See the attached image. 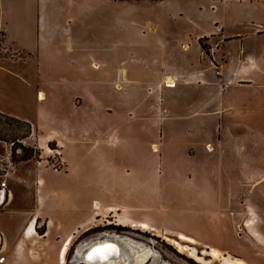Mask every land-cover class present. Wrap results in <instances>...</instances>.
<instances>
[{
  "label": "rangeland",
  "instance_id": "374dc122",
  "mask_svg": "<svg viewBox=\"0 0 264 264\" xmlns=\"http://www.w3.org/2000/svg\"><path fill=\"white\" fill-rule=\"evenodd\" d=\"M2 1L7 7L16 0ZM33 1L30 17L45 24L38 49L25 53L0 40V66L20 76L17 92L27 90L15 101L11 89L0 109V185L11 199L0 206V227L7 237L17 236L11 216L28 210L50 218L51 240L59 227L68 235V227L86 221L68 264L82 263L74 250L114 232L105 230L113 221L150 224L148 232H136L153 256L144 264H200L188 258L191 252L224 264L203 254L211 247L264 264V92L246 88L237 102L233 86L224 92L208 67L198 70L195 51L189 54L194 65L180 71H190V79L173 88L168 78L160 82L180 67L170 65L172 56L184 64L180 50L168 46L181 33L204 31L214 20L225 33H249L264 29V16L230 0ZM199 41V62L221 72L223 40L204 35ZM152 157L167 159L164 178L156 165V181L134 184L132 172L146 171ZM65 215L70 226L63 229ZM39 224L44 233L47 220ZM88 227L94 228L79 236ZM182 232L196 243L182 241L188 251L178 254L170 242ZM43 240L45 249L49 240ZM24 242L16 254L10 242L0 264H59L57 255L36 256ZM122 243L133 264L135 253Z\"/></svg>",
  "mask_w": 264,
  "mask_h": 264
},
{
  "label": "crops",
  "instance_id": "0c3cea01",
  "mask_svg": "<svg viewBox=\"0 0 264 264\" xmlns=\"http://www.w3.org/2000/svg\"><path fill=\"white\" fill-rule=\"evenodd\" d=\"M230 1L231 4H235V6H238L237 8L242 9V11L243 9L247 11V6L253 5L255 6V8H253L255 10L254 14L259 15L260 13L264 16V0H252V3L248 5L247 0ZM33 2V0H16L12 4L10 2L7 3V7H4L3 1L0 0V40L2 38L3 41H1L7 46L25 53H33L36 48L38 49L39 45L37 43L39 42L41 36V29H44L45 25L44 22L42 24L40 23L39 16H36L34 21L30 17V10ZM221 5L224 6L223 3ZM15 18H17L16 21H14ZM214 24H216L215 27H213ZM211 25V28L196 33H193L192 31L188 32L187 30L181 33L180 36L176 37L175 41L169 43L168 46H172L173 50H180L184 58V64L182 65L181 62H177V58L175 59L172 56L170 58V65L175 63L176 67L178 64L180 67H177L175 72H165L164 76L161 77L160 82L162 83L164 78H168L169 80H166L169 84L168 86L173 88L174 86H177L174 83H181L185 79H190V71L187 70L182 73H180V71L185 69V66H189L190 62V65H194L193 59L190 58L189 54H191L192 51H195L196 56H198V58H196L198 70H201L203 65L204 67H208V69L211 70L212 74L215 76V81L218 85H221L224 92L233 91L230 89V87L233 86L235 89L233 92L236 93L235 100L237 102H239V99L244 98L246 88L249 90L250 87H254L255 94L260 96V93L264 92V29L260 28L249 33H247V31H235L228 34L225 33L224 29H221L218 23H216V20L212 21ZM151 29L152 31L156 32L157 25H152ZM218 29L221 30L219 31ZM204 35H215L224 42L222 47H220V50L217 52V59L223 63L220 73H217L216 70L211 68L207 60L202 59L201 62L198 60L201 49V43L199 40L200 37ZM172 49L170 50L173 51ZM95 65L98 66V64ZM6 68L7 67L0 66L1 110H4L3 108L4 105H6L8 93H10L11 89L16 91L14 98V100L16 99L15 101L24 98L27 92V90H24L25 94L22 92H17V87H20V83H22L21 81L18 82V78L20 76L17 75V72L14 70ZM14 74L18 77H16ZM196 83L199 85L202 84L201 82ZM41 94L42 98H44L45 93H42V91H38V98H40ZM232 106L234 107L235 105L231 104L230 107ZM11 115L20 116L19 114L14 113ZM134 175L135 173L132 174V176ZM225 178L227 177L224 176L222 179L224 180ZM145 179L148 181H156L158 178L156 177L155 173H153L152 176H136L133 178L134 181H143ZM26 218L28 219L29 216H26ZM26 220L22 221L19 225H22L23 222H26ZM70 235L69 238L71 237ZM27 236H33L32 232L29 231ZM24 240L27 241L28 244H31L27 238L19 239L18 235L16 236V239L12 241L10 238H8V243L11 242V245H13L14 254L20 251L23 244L22 241ZM67 241L68 238L64 241L60 248L58 257L59 264H67V257L65 254L63 255V252L61 251L62 247H69L66 245ZM33 250H35V248H33ZM34 255L39 256L38 253H34Z\"/></svg>",
  "mask_w": 264,
  "mask_h": 264
},
{
  "label": "flooded vegetation",
  "instance_id": "af4514ba",
  "mask_svg": "<svg viewBox=\"0 0 264 264\" xmlns=\"http://www.w3.org/2000/svg\"><path fill=\"white\" fill-rule=\"evenodd\" d=\"M152 158H153V160H150L149 162L144 164L145 168H147L146 171H142V173L135 171V172H132V174L135 173V175H137V176H145V177H147L149 175L152 176L153 173H155V175H156V165H159V166H162V168H163V173L161 174L160 177L164 178V175H165L164 171H165V167L167 165V162H166L167 159L165 160L164 158H161V157H158V158L152 157ZM150 163H152V167L149 166ZM140 181H142V180H140ZM143 181H148V180L145 179ZM133 182H134V184L136 183L135 181H133ZM10 201H11V199H10L8 191L6 190V184L0 185V206L7 204ZM27 213H28V210H24V212H22V214L25 217L28 216ZM22 214H20L19 217H17V215L14 214L10 218V222L14 223L15 226H18L17 228H15V230H16V233H17L19 239H22V238L26 239L27 238V240H29L31 242V244H30V246L32 248L31 252L34 251V253H38V254L47 253V255L52 254L53 256L57 255L59 257L60 248H61L62 244L64 243L65 239L67 238V236L70 235V233L68 235H64L63 233H61L60 227L58 228V230L56 228V230H57L56 231V238L51 240L50 234L49 235H46V234L48 232L53 234L52 230H54L55 228L50 226V224L52 222H51L49 217H42V216H39V215L33 213V215H30L28 219L27 218L23 219ZM65 217H67V215L64 216L65 222H64V224H62L63 229L70 226L69 221H67V218L65 219ZM41 218L46 219L47 223H48V228H46L44 233L40 232V229L42 227V226H39L40 225L39 223L41 222ZM89 218H90V216L88 217V219ZM25 220H26V222H23L22 225H19V224H21L22 221H25ZM56 223H55V225H56ZM85 223H86V221L84 220L83 222H81L77 226L68 227V228H72V234L71 235H75V240L73 242V245L70 248L71 251L73 250V247L75 246V243L77 240L76 236L81 231V229H80V228H82L81 226L84 225ZM94 227L97 228L96 225ZM94 227H88V228L84 229L79 236L86 234L87 232L91 231ZM106 227L107 228L105 230H114V232L109 231L108 232L109 234L99 236L98 238H94V239L90 240L89 242L85 241V243L81 245V247H83L82 249H84V251H85V256L92 250L93 246L101 239L104 241H108V239H109L108 242H112L115 244L118 243L119 246H121L122 242H120V241L122 238L127 239V241H126L127 244H132L134 241H138V242L143 241V240H139V238H142V236L140 237V235L138 233H136V232H140L139 230L133 229V231L131 233L127 234L126 231H124V230L128 229V228H126L125 226L118 225V223H116L115 221H113V223H108L106 225ZM32 228L36 229V234H34L31 237L27 236V234H29V231H31ZM63 229H62V231H63ZM6 233L7 232L0 227V255L2 256L1 259L5 258L4 254H7V251L10 248V244L8 243V237H7ZM60 238H63V239L61 240ZM42 239H44L43 242H46V240L47 241L49 240L48 242H46L45 249L43 248V246H42V248L39 246V240H42ZM142 243L146 244L147 242H142ZM127 244H124V245L127 246ZM146 245H148V243ZM33 248H35V250H33ZM76 250H74V253H73L74 258H75ZM71 251L67 254L68 259H69V255H70ZM120 252H121L120 253V256H121V254H123L122 246H121ZM106 262H108V261H106ZM106 262H102V263H106ZM163 263L169 264L170 261H164ZM69 264H70V260H69ZM80 264H82V263H80ZM83 264H87V263L84 262ZM127 264H129V263L127 262Z\"/></svg>",
  "mask_w": 264,
  "mask_h": 264
},
{
  "label": "bare ground",
  "instance_id": "6f19581e",
  "mask_svg": "<svg viewBox=\"0 0 264 264\" xmlns=\"http://www.w3.org/2000/svg\"><path fill=\"white\" fill-rule=\"evenodd\" d=\"M40 97H42V95H40ZM250 211H253V209L251 208ZM253 225H255V224L251 223V222L249 223L250 227H253ZM124 226H126L128 228L130 227V228H133V229L142 230L144 232H148L150 229H152V227L148 223L147 224H143V225H139V223H133L131 226H129L127 224H124ZM32 234L33 235L36 234V229H34ZM73 238H74V236H71L70 239H68V242L66 243V245H68L70 247L72 245ZM108 241H109V239H108ZM126 241H127V239L122 240L123 243L127 244ZM182 241L196 243L195 239L193 237L181 233L179 235V239L178 240H173V241L170 242V244L172 246H174V248L178 251V254H185L188 251L187 247H185V248L183 247L184 244H182ZM69 247H67V248L62 247L63 250L61 249V251L63 252V255L65 254L66 257H67V254L69 252V249L71 248V247L70 248ZM127 247H129L130 250L135 253V257L136 258H135V261H134L133 264H144V263L148 262L149 260H151V258L153 257L151 255L152 253H151L150 249H148L147 247H144L143 244L138 242V241H134L132 244H127ZM83 250L84 249L79 248L76 251V257L79 258V260L77 258H75L77 260L76 262H78V261L82 262V263L86 262L87 264H127V261L124 258L123 254H121V256L119 258H114V259H112V260H110V261H108L106 263L95 262V261L94 262L85 261V260H83V258L85 256V251L83 252ZM203 254L211 256V257H213L215 259L216 258L217 259L218 258H222V261L224 262V264H251L248 261H246L245 259L240 258V257H228L227 253H225V251H221L220 249H218L216 247L209 248L208 250L204 251ZM188 258L193 259L194 261H196V263L211 264L209 261H207L205 258L200 256L196 252L188 253ZM153 261H155V259ZM66 263L68 264L67 258H66Z\"/></svg>",
  "mask_w": 264,
  "mask_h": 264
},
{
  "label": "water",
  "instance_id": "95a60500",
  "mask_svg": "<svg viewBox=\"0 0 264 264\" xmlns=\"http://www.w3.org/2000/svg\"><path fill=\"white\" fill-rule=\"evenodd\" d=\"M99 240L92 250L84 256L83 260L90 262H106L114 258L120 257L121 247L119 244H115L108 241ZM84 252V250H83ZM75 258H77L75 256ZM79 260V258H77Z\"/></svg>",
  "mask_w": 264,
  "mask_h": 264
},
{
  "label": "built area",
  "instance_id": "2783aa9c",
  "mask_svg": "<svg viewBox=\"0 0 264 264\" xmlns=\"http://www.w3.org/2000/svg\"><path fill=\"white\" fill-rule=\"evenodd\" d=\"M216 50L214 48H212V50H210V54L213 56L215 54ZM203 54H205V51L202 52ZM211 65L213 67H217L216 61L214 62V57L213 59L210 61ZM217 73H220L219 71Z\"/></svg>",
  "mask_w": 264,
  "mask_h": 264
}]
</instances>
